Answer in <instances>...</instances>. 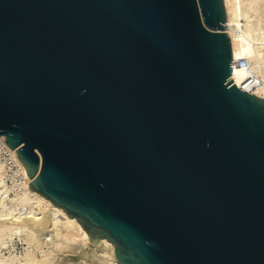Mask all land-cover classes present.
Here are the masks:
<instances>
[{
    "label": "water",
    "instance_id": "95a60500",
    "mask_svg": "<svg viewBox=\"0 0 264 264\" xmlns=\"http://www.w3.org/2000/svg\"><path fill=\"white\" fill-rule=\"evenodd\" d=\"M225 20L223 0H0V137L120 264H264V96Z\"/></svg>",
    "mask_w": 264,
    "mask_h": 264
},
{
    "label": "bare ground",
    "instance_id": "6f19581e",
    "mask_svg": "<svg viewBox=\"0 0 264 264\" xmlns=\"http://www.w3.org/2000/svg\"><path fill=\"white\" fill-rule=\"evenodd\" d=\"M223 1L233 78L250 92L264 96V0ZM242 60L247 65L242 66ZM2 146L24 174L12 190L13 178L11 181L5 178L6 158L0 159V264H74L72 255L79 254L84 245L88 249L76 261L120 264L114 257L112 242L104 237L100 241L92 240L76 217L32 189L28 185L31 177L15 149H9L0 137ZM13 235H19L26 243L23 252L9 249L7 239ZM3 248L8 249V255L2 253Z\"/></svg>",
    "mask_w": 264,
    "mask_h": 264
},
{
    "label": "built area",
    "instance_id": "2783aa9c",
    "mask_svg": "<svg viewBox=\"0 0 264 264\" xmlns=\"http://www.w3.org/2000/svg\"><path fill=\"white\" fill-rule=\"evenodd\" d=\"M240 64L242 66L247 65L245 60H242ZM4 149L5 148L3 146L0 147V159L6 158L5 178H7L9 181H11V179L13 178L14 186L12 187V190H15L16 185L19 184V181L23 177L24 173H22V171L20 172L19 164L17 163V161L13 157H11Z\"/></svg>",
    "mask_w": 264,
    "mask_h": 264
},
{
    "label": "rangeland",
    "instance_id": "374dc122",
    "mask_svg": "<svg viewBox=\"0 0 264 264\" xmlns=\"http://www.w3.org/2000/svg\"><path fill=\"white\" fill-rule=\"evenodd\" d=\"M7 240H8V244H9V249L13 252L21 253V252H23L24 248L27 246L26 243H24L22 241V239H20L19 235H13L12 238H8ZM87 249H88V247L86 245H84V247H82V249H80L81 250L80 253L87 251ZM4 252H5V254H4ZM2 253L4 255H8V253H9L8 249L3 248ZM79 254L72 255V259H73L72 261L79 260ZM55 259H57V256L55 257ZM72 263H74V262H72Z\"/></svg>",
    "mask_w": 264,
    "mask_h": 264
}]
</instances>
